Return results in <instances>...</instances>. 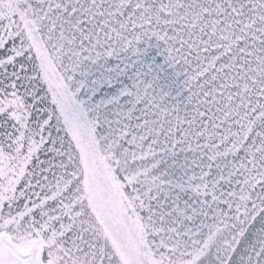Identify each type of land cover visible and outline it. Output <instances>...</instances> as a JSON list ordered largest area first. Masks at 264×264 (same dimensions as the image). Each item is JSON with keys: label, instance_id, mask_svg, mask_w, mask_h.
<instances>
[{"label": "snow or ice", "instance_id": "snow-or-ice-1", "mask_svg": "<svg viewBox=\"0 0 264 264\" xmlns=\"http://www.w3.org/2000/svg\"><path fill=\"white\" fill-rule=\"evenodd\" d=\"M0 264H264V0H0Z\"/></svg>", "mask_w": 264, "mask_h": 264}]
</instances>
